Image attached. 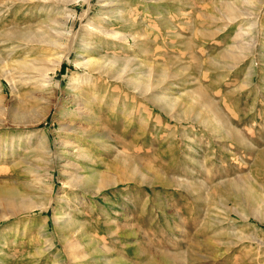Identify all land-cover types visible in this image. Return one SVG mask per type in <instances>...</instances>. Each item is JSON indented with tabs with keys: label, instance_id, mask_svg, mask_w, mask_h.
Returning <instances> with one entry per match:
<instances>
[{
	"label": "rangeland",
	"instance_id": "1",
	"mask_svg": "<svg viewBox=\"0 0 264 264\" xmlns=\"http://www.w3.org/2000/svg\"><path fill=\"white\" fill-rule=\"evenodd\" d=\"M105 56L168 76L135 89L84 63ZM35 58L43 88L12 80ZM0 63V195L50 201L8 218L0 202V264H264L241 197L264 204V0H0Z\"/></svg>",
	"mask_w": 264,
	"mask_h": 264
},
{
	"label": "bare ground",
	"instance_id": "2",
	"mask_svg": "<svg viewBox=\"0 0 264 264\" xmlns=\"http://www.w3.org/2000/svg\"><path fill=\"white\" fill-rule=\"evenodd\" d=\"M25 1V0H24ZM30 1V0H29ZM40 1H43V2H48L50 0H40ZM54 1V0H53ZM104 5H109L108 3L104 4ZM228 8L231 7L230 4L226 5ZM239 12V11H237ZM236 12V13H237ZM70 16V15H68ZM240 16V15H239ZM67 17V16H66ZM55 20V19H52V21ZM48 21V20H47ZM45 25L48 27L49 31L51 33H54L53 35H59L61 34V31L59 28H56L54 26L51 25V23L47 24L45 22ZM45 34V33H44ZM5 35L12 41V40H18V41H32L34 43L39 42L41 43V41H44V40H36L35 37L40 35V33L34 31V32H23V31H18V30H13V31H9V32H6ZM52 35V34H51ZM42 37V34L41 36ZM126 38V37H125ZM128 39V38H127ZM16 41V42H18ZM25 43V42H24ZM49 43V42H48ZM50 44V43H49ZM23 47L24 44L22 42H18L17 44H14V46H12L13 49H16L17 47ZM55 47V46H54ZM8 54H11V52H9ZM235 56V55H233ZM229 58V57H228ZM61 59H63V57L59 58V63L61 62ZM26 60V58H25ZM19 61L18 64L19 66L22 68V70L20 71H17L18 74L17 75H13L12 77V80L16 78L19 79V81L21 82H34V81H37L39 84L37 85L38 88H43L44 85V82H47L48 78H49V73H48V70H52L53 68L50 66L51 64H48L47 65V62H52V61H47L48 59L47 58H35V59H31L30 61ZM58 60V59H57ZM104 62L102 61V59H95V58H89V59H86L84 61V63L86 65H90V64H98L100 63L101 65L94 69V70H98V71H102V72H107L106 74L108 75H111L113 76L115 79H120V80H123L127 85H129L130 87L132 88H135V89H143L145 92H148L149 89L151 88H155L156 86L160 85L161 83H164L167 78V72H157V74L155 75V78L154 80H149L148 77H150V74H141V75H138L139 72H134L132 71V77L128 76L126 74H124L128 68V61L127 63H123L121 62L122 60H119V58H111V57H104L103 58ZM4 64H1V65H5L6 62H3ZM44 63H46V65L44 66ZM133 68H136L135 66ZM163 69V67H162ZM159 71V69H158ZM142 73V72H141ZM12 74L10 73L9 71H6V76L9 77V75ZM169 74V73H168ZM172 74V73H171ZM170 75V74H169ZM173 75V74H172ZM175 76V75H174ZM86 77V76H85ZM83 80V79H82ZM88 80V78H87ZM85 81V80H83ZM82 81V82H83ZM36 83V82H35ZM79 83V81H78ZM78 87L77 88H80L82 87L81 85H77ZM168 90H169V87H168ZM163 93V94H162ZM158 95H156V102L158 100L160 104V106L162 107V109L166 112H168L171 108V106H173L174 104H177V102L175 103V99L174 101L172 100V98L168 95V92L165 93L163 91H161L160 93H157ZM174 99V98H173ZM93 103H96L97 101V98H93L91 99ZM98 102V101H97ZM211 103L209 104V107L211 108ZM176 106V105H175ZM192 107V106H191ZM81 109V107L79 108V110ZM187 110V109H186ZM183 111L181 113H176V117H182L184 116V114H189V110L187 111ZM209 111V110H208ZM170 112V111H169ZM193 113V112H192ZM204 113V112H202ZM209 114L208 115H211L212 119L214 120H222L221 117H220V114L218 115L216 112H208ZM200 114V113H199ZM203 115H206V114H203ZM191 116V115H190ZM185 117V116H184ZM203 117V116H202ZM200 118V117H199ZM208 118V116H207ZM205 118L206 120L205 121H208V119ZM181 119V118H179ZM196 119L198 120V117H196ZM224 120V119H223ZM223 120L220 122L222 125H227V122L226 120ZM204 125V124H203ZM232 132V131H231ZM230 133V131H229ZM228 133V134H229ZM234 134V132H232V135ZM237 135V134H236ZM236 137V136H235ZM80 151V149H79ZM134 172V171H133ZM132 172V173H133ZM140 173V172H139ZM75 178V177H73ZM102 182H99L97 181L98 183H94V191L97 192V190H100L101 187H103V185L107 186V182L109 181V178L108 180L107 179H104L102 177ZM76 180V179H75ZM110 182V181H109ZM78 183V182H77ZM82 183V182H81ZM84 183V182H83ZM67 185L71 186L72 185V182L71 180H68L66 182ZM65 184V185H66ZM111 184V183H110ZM250 185V184H249ZM248 185V186H249ZM252 187V186H251ZM234 190V189H233ZM9 194L8 195H0V202H3L4 205L7 204V206L5 205L4 208H2L4 211V213H1L2 214V217L4 218H8V217H12V216H15L17 214H19V212L21 211H30L32 209H34V207H38L42 210H46L49 206H50V201H48L47 203H37V202H32V201H29L28 200V197H26L25 195H19L17 197H15V191H8ZM7 192V193H8ZM240 192V191H239ZM3 194V193H1ZM17 195V194H16ZM242 197V200L248 205V208L250 210H252L251 212H253L254 215H256L257 219L264 222V204L262 203L263 201H261V198H260V194L257 192V188L255 187V189L252 187V189L250 187L244 189V192L243 194L241 195ZM237 198V197H236ZM59 200L61 201H64V196H62ZM236 201V200H235ZM237 203V202H236ZM245 203H242V204H245ZM238 204V203H237ZM9 205V206H8ZM1 208V206H0ZM1 209V211H2ZM56 214H55V220H57V223L58 221L61 220L60 223H65L66 226H71V224L73 225L74 223H72V221L70 220L71 218L68 217L69 215H67L66 217V214L64 215L62 211L56 209ZM237 214L239 215V217H241V219L243 220H248L249 219V216L247 214H241L240 212H237ZM255 217V216H254ZM59 223V224H60ZM48 223H45L44 224V227L46 229V232H45V235L48 236L50 234V230H49V226H47ZM58 225V224H57ZM62 225V224H61ZM64 225V226H65ZM63 228V226H62ZM260 228V227H259ZM261 229V228H260ZM68 230V229H67ZM63 232V231H62ZM66 232V231H65ZM66 234V233H65ZM64 236V235H63ZM69 237V239H67ZM256 241H258L259 244H263L264 241H263V238L260 237V235L257 233L256 234ZM67 241V243L69 242L70 245H73L75 242H71L73 240L70 241V235L67 236L65 235L64 237ZM66 243V242H65ZM68 243V244H69Z\"/></svg>",
	"mask_w": 264,
	"mask_h": 264
}]
</instances>
